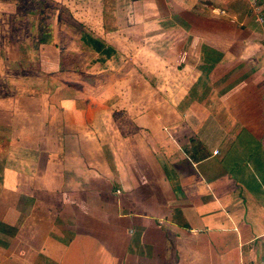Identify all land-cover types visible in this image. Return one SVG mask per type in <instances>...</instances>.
I'll return each instance as SVG.
<instances>
[{
  "label": "crops",
  "instance_id": "1",
  "mask_svg": "<svg viewBox=\"0 0 264 264\" xmlns=\"http://www.w3.org/2000/svg\"><path fill=\"white\" fill-rule=\"evenodd\" d=\"M22 1L4 0L0 17L21 15ZM86 1L97 31L63 11L43 28L71 34L98 57L92 68L127 74L109 97L126 81L131 120L124 136L109 125V169L87 154L89 127L62 124L77 165L59 186L48 168L2 170L0 264H264V0ZM96 42L115 52L102 61Z\"/></svg>",
  "mask_w": 264,
  "mask_h": 264
},
{
  "label": "rangeland",
  "instance_id": "2",
  "mask_svg": "<svg viewBox=\"0 0 264 264\" xmlns=\"http://www.w3.org/2000/svg\"><path fill=\"white\" fill-rule=\"evenodd\" d=\"M41 3V0H24L20 5L21 15L0 17V173L5 168H13L31 175L36 170L48 168L55 170L57 181H54L56 184L50 181L52 176L47 180L59 186L65 177L61 171L69 164L77 165L76 160L67 159L61 152L59 137L62 124L89 127L90 129L85 130L86 136L92 139V142L89 139L90 144L86 146L88 156L97 155L102 160L104 158V166L108 169L110 164L114 165V162L109 160L112 154L110 137L113 134L109 130V125L116 122L119 128H122L117 134L124 136L127 123L131 120L124 110L129 102L124 92L126 81L119 83L117 88V91L121 92V98L109 97V92L116 88L115 83L111 81L127 74L117 76L108 66L92 68L98 57L94 58L87 51L79 50L71 42L72 35L66 31L63 33L58 27H55L56 34L55 29L52 34L47 32L46 43L39 46L40 53H45L48 62L43 67L39 58L36 59L32 54L34 45L32 46L33 40L31 41L30 37L33 35L39 37L46 31L44 29L46 12L50 14L49 12L63 11L64 15H70L68 23L74 28H76L74 22H78V18L86 29L88 27L97 31L102 24L96 17L91 3L89 5L87 1L82 5L78 0H66L64 5L68 9V14L61 6L60 0ZM243 6L247 7L245 3ZM10 8L12 7L4 4V0H0V11ZM54 24L60 23L53 22ZM126 56L132 63L133 61L138 63L142 57L141 54H135L130 60V55ZM52 62H59L61 68L69 67V70L45 72L46 68L51 70L56 68L57 64H51ZM46 90L51 94L46 93ZM95 91H100L101 94L97 95L103 98H100L101 96L93 98L92 94ZM155 101L156 98L149 102L150 106H153L152 103ZM11 117L15 123V132L13 128L12 131L7 128V122L11 121ZM23 122L30 124V134L19 128ZM15 137H20V140ZM28 144L37 148L29 149L26 147ZM88 169H93L90 162L86 163V170ZM45 182L42 180L41 183ZM57 188L52 190L56 191Z\"/></svg>",
  "mask_w": 264,
  "mask_h": 264
},
{
  "label": "trees",
  "instance_id": "3",
  "mask_svg": "<svg viewBox=\"0 0 264 264\" xmlns=\"http://www.w3.org/2000/svg\"><path fill=\"white\" fill-rule=\"evenodd\" d=\"M41 1H42L41 4H44L45 0H41ZM46 34H47V32L46 31H43V34L42 35H39V37H35L34 35L30 37L31 38V41L33 40L32 46L34 45V49L32 51V54H34V56L36 57V59L39 58V60L41 61V64H43L44 67H45V65H47V57H45V53L44 52L40 53L39 46L41 44L46 43V41H47ZM87 38L90 40L91 37H87ZM83 41L87 44V42L85 40H83ZM92 41H94V40H92ZM103 45L101 43H99V42H96V44L92 46L93 47V50L95 52H97L98 55H100L101 57L105 56L104 59L101 58L102 61L103 60H106L107 58H109L115 52L111 47H109L107 45H104V46ZM41 64L39 63L40 66H41ZM58 69L56 70V72H59V71H63L64 70L61 67L58 68Z\"/></svg>",
  "mask_w": 264,
  "mask_h": 264
},
{
  "label": "built area",
  "instance_id": "4",
  "mask_svg": "<svg viewBox=\"0 0 264 264\" xmlns=\"http://www.w3.org/2000/svg\"><path fill=\"white\" fill-rule=\"evenodd\" d=\"M259 21H262L261 17L258 18Z\"/></svg>",
  "mask_w": 264,
  "mask_h": 264
}]
</instances>
